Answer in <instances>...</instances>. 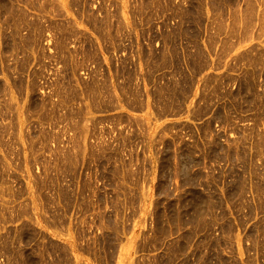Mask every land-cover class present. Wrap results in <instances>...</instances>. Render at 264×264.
Masks as SVG:
<instances>
[{"label":"rangeland","instance_id":"obj_1","mask_svg":"<svg viewBox=\"0 0 264 264\" xmlns=\"http://www.w3.org/2000/svg\"><path fill=\"white\" fill-rule=\"evenodd\" d=\"M12 1L0 264H264V0Z\"/></svg>","mask_w":264,"mask_h":264},{"label":"bare ground","instance_id":"obj_2","mask_svg":"<svg viewBox=\"0 0 264 264\" xmlns=\"http://www.w3.org/2000/svg\"><path fill=\"white\" fill-rule=\"evenodd\" d=\"M1 1H2V0H1ZM1 1H0V18H2L3 16H6V15H9V10L11 9V7H14V3H13V1H12L13 5H12V3L10 2L11 0H10V1L8 0V1H6V2H1ZM32 2H34V1L32 0ZM35 2H36V1H35ZM35 2H34V3H35ZM11 10H12V9H11ZM11 12H12V11H11ZM42 14H43V13H42ZM46 14H47V13H46ZM40 15H41V14H40ZM91 19H92V18H91ZM92 20H93V19H92ZM89 21H90V20H89ZM94 21H95V20H93V22H94ZM96 24H97V23H96ZM90 25H91V24H90ZM90 25H89V26H90ZM92 28H93V27H92ZM1 29H2V28H1ZM3 30H4V29H3ZM15 30H16V32H17V29H14V31H13L14 33H15ZM1 32H2V30H1ZM0 34H4V33L2 32V33H0ZM5 35H6V33H5ZM5 35H4V36H5ZM12 35H14V34L12 33ZM12 35H11V36H12ZM160 35H162V34H160ZM0 36H1V35H0ZM2 36H3V35H2ZM4 36H3V37H4ZM7 36H8V35H7ZM7 36H6V37H7ZM15 36H16V35H15ZM16 37H17V36H16ZM18 37H19V36H18ZM160 37H161V36H160ZM8 38H9V37H8ZM11 38H13V36H12ZM15 39H16V38H15ZM17 39H18V38H17ZM0 40H3V38L1 39V37H0ZM8 40L11 41L12 39H8ZM3 41H5V39H4ZM3 41H2V45L4 44ZM6 41H7V40H6ZM11 42H12V41H11ZM15 42H16V41H15ZM15 42H14V43H15ZM8 43H9V41H8L6 44H8ZM10 44H12V46H13V43H10ZM10 44H9V46H10ZM7 46H8V45H4L3 47H7ZM9 46H8V47H9ZM14 46L16 47V44H15ZM8 47H7V50H8ZM11 48H12V47H11ZM3 49H4V50H3V54H4V51H5L6 48H3ZM10 50H11V49H10ZM11 51H12V50H11ZM0 71H1V70H0ZM20 81H21V80H20ZM20 81H19V82H20ZM1 85H2V83H1ZM2 86H3V85H2ZM0 88H1V87H0ZM3 88H5V87H3ZM1 89H2V88H1ZM3 90H4V89H3ZM3 90H2V91H3ZM0 92H1V91H0ZM3 93H4V92H3ZM4 98H5V97H4ZM0 99H1V98H0ZM0 103H2V101H1ZM2 105H3L4 107H2ZM2 105L0 104L1 108H3V109L6 108V112H7V109H8V108L6 107V105H4L3 103H2ZM9 108H10V107H9ZM11 108H12V106H11ZM14 109H15V108H14ZM0 110H1V109H0ZM8 110H9V109H8ZM12 110H13V109H12ZM12 110L8 111L7 113L12 112ZM2 111H3V110H2ZM14 111H16V110H14ZM7 113H6V114H7ZM12 113H13V112H12ZM9 116H10V115H9ZM2 118H3V117H2ZM2 118H1V119H2ZM1 119H0V120H1ZM3 119H4V118H3ZM2 121H3V120H2ZM256 264H257V263H256Z\"/></svg>","mask_w":264,"mask_h":264}]
</instances>
